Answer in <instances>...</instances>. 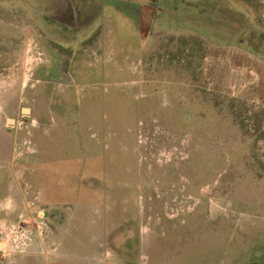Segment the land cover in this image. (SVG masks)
<instances>
[{"label": "rangeland", "instance_id": "obj_1", "mask_svg": "<svg viewBox=\"0 0 264 264\" xmlns=\"http://www.w3.org/2000/svg\"><path fill=\"white\" fill-rule=\"evenodd\" d=\"M0 191V264H264V0H0Z\"/></svg>", "mask_w": 264, "mask_h": 264}, {"label": "water", "instance_id": "obj_2", "mask_svg": "<svg viewBox=\"0 0 264 264\" xmlns=\"http://www.w3.org/2000/svg\"><path fill=\"white\" fill-rule=\"evenodd\" d=\"M29 111V109H26V108H24L23 109V113H27ZM2 249V245L0 244V250Z\"/></svg>", "mask_w": 264, "mask_h": 264}, {"label": "flooded vegetation", "instance_id": "obj_3", "mask_svg": "<svg viewBox=\"0 0 264 264\" xmlns=\"http://www.w3.org/2000/svg\"><path fill=\"white\" fill-rule=\"evenodd\" d=\"M3 194V192L0 191V195Z\"/></svg>", "mask_w": 264, "mask_h": 264}]
</instances>
